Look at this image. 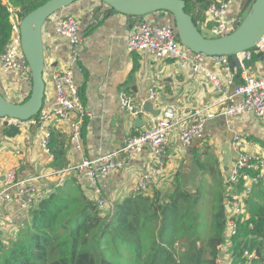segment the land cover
Listing matches in <instances>:
<instances>
[{
  "label": "crops",
  "instance_id": "1",
  "mask_svg": "<svg viewBox=\"0 0 264 264\" xmlns=\"http://www.w3.org/2000/svg\"><path fill=\"white\" fill-rule=\"evenodd\" d=\"M246 1H234L229 14L232 23H235L245 10ZM190 12L196 19L202 18L197 20L201 30L205 11L202 12L199 6L194 4ZM67 15L75 16L79 21V37L82 44L79 54L74 58H71L68 43L54 28L56 21ZM163 17L164 15L155 13L142 18H129L110 12L97 0H82L62 9L45 22L42 28L45 56V93L42 108L49 107L54 97L52 74L70 69L79 99L88 113L81 127V147L77 150L70 144L65 124L53 123L49 127L52 152H62V157L58 160L60 167L55 168L53 161L51 162L40 149V135L34 127L25 126L20 129L12 122L3 126L5 121L0 120V191L4 187L5 176L12 171L17 179L40 177L34 185L37 190H43L48 195L58 185L60 175L57 172L79 163L83 158L95 159L117 151L127 136L140 134L148 129L150 118L130 116L121 105L122 95L130 97L135 106L142 108L145 102L150 101L152 109L158 114L166 108L179 112L212 106L217 93L208 81L194 75L187 66L173 60L153 61L137 53H127L126 41L129 31L140 22L156 25ZM247 54L246 52L245 55H240L239 59L245 57V63L251 67V74L263 76L264 54L255 50L249 51L248 60ZM201 65L220 77L224 76L223 68L213 59L203 61ZM232 73L233 83L228 89L229 95L233 93L235 86L241 83L239 74L235 70ZM30 84L29 79L21 78L12 71L2 72L0 69V91L6 99L22 103L29 95ZM151 92L155 93V100L150 99ZM211 110L215 112V118L205 124L201 138H194L190 146L181 147L176 132L169 137L166 154L158 163L161 164V174L158 183L153 187L162 195L175 189L176 179L190 192L198 186L201 173L196 166V159L210 169L215 177L219 174L223 184L230 167L237 159V154L230 148L231 140L235 136L243 139L245 153L264 160V120L248 114L234 119L229 126L225 118L219 115L218 106L212 107ZM9 126L16 128L18 133L6 136L3 130ZM26 135L30 138L29 143L24 141ZM151 161L148 150H143L134 154L120 170L106 174L100 169L97 171L98 185L107 201L104 210L133 193L131 190L137 179L148 170ZM188 162H192L193 168L189 166V173L194 174L191 180L195 184L184 185L179 166L185 167ZM259 169L257 162L251 175L258 173ZM169 176L171 180L168 179ZM71 177L76 178L87 193L85 179L72 174L66 176L64 181ZM260 190L264 192V187L253 184L252 196L248 198H252L256 205L260 202L254 196L261 194ZM233 192H229L228 187L226 189V185L224 186V193L229 198ZM210 201L211 198L204 195L199 203H206L210 207ZM225 209L226 212L232 211L230 199L225 201ZM251 209L252 207L246 204L242 215L249 216ZM0 218L4 220L1 227L5 246L24 229L28 214L16 203L0 202ZM228 248L225 247L230 258ZM223 249L221 247V251Z\"/></svg>",
  "mask_w": 264,
  "mask_h": 264
},
{
  "label": "built area",
  "instance_id": "2",
  "mask_svg": "<svg viewBox=\"0 0 264 264\" xmlns=\"http://www.w3.org/2000/svg\"><path fill=\"white\" fill-rule=\"evenodd\" d=\"M234 1L214 0L206 9L200 30L204 36L219 38L233 31L235 23L229 20V14ZM9 13L11 34L3 54L0 55V69L2 72H15L21 78L30 80V70L21 50L19 29L21 19L13 10H9ZM54 28L57 34L68 43L71 58L76 57L82 44L79 37L78 19L71 15L63 16L56 21ZM126 51L128 54L137 53L139 56L153 61L173 60L187 66L194 75L201 76L212 85L217 93V98L209 108L203 107L179 112L172 108H166L158 115L149 117L142 107L134 105L130 97L122 95L121 105L130 116L134 118L148 116L150 118L148 129L135 136H127L122 147L117 151L95 159L83 158L79 163L57 172L60 175L57 186L62 185L68 175L74 174L80 179H85V189L100 209L106 206L107 201L104 197L97 198L99 193L97 171L99 169L104 174L120 170L134 154L148 150L151 155V165L146 172L139 176L131 190L133 194L147 192L158 183L161 174V164L158 163L166 154L169 137L176 132L180 146L183 148L190 146L194 138H201L205 124L215 118L216 114L211 110L212 107H219V115L225 118L229 126L234 119L248 114L264 120V75L255 76L251 74V67L245 63V57L239 59L241 83L236 85L233 93L229 95L228 89L233 83L232 72L234 70L230 67L228 59L226 57H207L190 52L180 45L175 29L170 24L160 26L140 22L135 25L127 35ZM255 52L264 54V39L257 45ZM247 53L246 59L248 60L250 54ZM210 59L215 60L223 68V77L210 72L201 65L203 61ZM52 78L55 91L49 107L42 108L36 117L26 122L6 118L0 119L12 122L20 129L25 126L34 127L40 135V149L51 162L53 161V154L49 149L51 139L49 127L55 122L65 124L68 128L70 144L79 150L81 147V127L88 117V113L79 99L71 70L54 72ZM150 99H156L154 92L150 93ZM24 141L25 143L30 142L28 135L25 136ZM230 148L237 154V159L230 167L225 181L229 192L234 191L230 197L233 209L231 212H227L225 234L228 239L237 233L238 220L244 217L242 214L248 198L252 195L253 184L264 187V160H260L256 155L245 153L243 150L244 141L240 136H235L231 140ZM257 162L260 169L258 173L251 175L252 170L255 171ZM39 179L40 177L17 179L14 172H9L5 176L4 187L0 191V202L16 203L22 211L27 212L47 196L45 191L37 190L34 185V182ZM238 186L241 188L238 189ZM2 222L4 220L0 218V248L3 245ZM244 255L248 259H252L254 254L246 251Z\"/></svg>",
  "mask_w": 264,
  "mask_h": 264
},
{
  "label": "trees",
  "instance_id": "3",
  "mask_svg": "<svg viewBox=\"0 0 264 264\" xmlns=\"http://www.w3.org/2000/svg\"><path fill=\"white\" fill-rule=\"evenodd\" d=\"M46 1L0 0V55L11 34L9 10L22 19ZM183 1L200 31L197 20L202 18L192 16L190 8L195 4L203 12L214 0ZM3 133L13 136L18 130L9 126ZM52 153V165L58 168L62 152ZM195 163L201 178L192 192L176 179L171 193L162 195L153 186L114 202L107 214L76 178H68L27 211L24 229L1 246L0 264H219L224 246L230 264H264V192L254 196L258 205L252 198L247 202L249 216L238 220L236 235L228 239L225 184L199 159ZM204 195L211 201L208 234L202 239L199 202ZM246 251L254 254L252 259Z\"/></svg>",
  "mask_w": 264,
  "mask_h": 264
},
{
  "label": "water",
  "instance_id": "4",
  "mask_svg": "<svg viewBox=\"0 0 264 264\" xmlns=\"http://www.w3.org/2000/svg\"><path fill=\"white\" fill-rule=\"evenodd\" d=\"M82 0H48L22 17L19 25L21 50L30 70V91L22 103L6 99L0 91V119L28 121L38 115L43 107L45 68L42 28L45 22L62 9ZM110 12L129 18H142L150 14L164 15L156 25L170 24L180 45L192 53L207 57H226L230 67L240 72L239 56L255 49L264 39V0H247L244 17H238L232 32L219 38L204 36L185 11L183 0H97ZM144 110L158 115L150 101L143 104ZM3 126H7V121Z\"/></svg>",
  "mask_w": 264,
  "mask_h": 264
},
{
  "label": "rangeland",
  "instance_id": "5",
  "mask_svg": "<svg viewBox=\"0 0 264 264\" xmlns=\"http://www.w3.org/2000/svg\"><path fill=\"white\" fill-rule=\"evenodd\" d=\"M248 10V8H246L245 10H243L242 12H241V14H240V17H241V19L244 17V14L246 13V11ZM192 166V162H188V163H186V165H185V167H182V166H179V169H180V171L182 172V173H180V174H183V175H181L182 176V178H183V180H182V183L184 184V185H189V184H191V183H193V184H195L192 180H191V178L193 179V177H194V174H190L189 173V168ZM191 168H193V167H191ZM172 176V175H171ZM171 176H169L168 177V179L169 180H171ZM196 178V177H195ZM226 179H227V177L225 178V180H224V183H225V181H226ZM100 188V187H99ZM98 187H97V189H98V195H97V198L99 199V198H101V197H103V194H102V191L100 192V190H101V188L99 189ZM191 188V187H190ZM240 188H241V186H240ZM171 190H168V192H170ZM254 193V192H253ZM252 196V195H251ZM113 204V203H112ZM108 208V207H107ZM105 209V214H107L108 213V209ZM199 210H200V213H201V216H199V222H200V233H199V235H200V237L202 238V239H205V237L207 236V234H208V217H209V214H210V207H209V205L208 204H206V203H201L200 205H199ZM185 240V238L183 237L182 238V240H181V243H183V241ZM207 257V254L205 253V258ZM219 264H230V258H228V255H227V250L224 248L222 251H221V253H220V256H219Z\"/></svg>",
  "mask_w": 264,
  "mask_h": 264
}]
</instances>
